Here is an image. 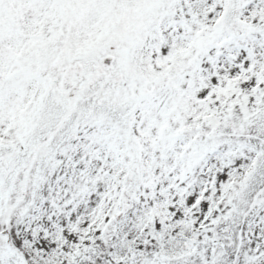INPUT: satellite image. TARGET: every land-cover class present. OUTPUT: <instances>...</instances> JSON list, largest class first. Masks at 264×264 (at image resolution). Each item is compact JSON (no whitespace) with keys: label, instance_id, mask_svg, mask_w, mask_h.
Wrapping results in <instances>:
<instances>
[{"label":"snow or ice","instance_id":"snow-or-ice-1","mask_svg":"<svg viewBox=\"0 0 264 264\" xmlns=\"http://www.w3.org/2000/svg\"><path fill=\"white\" fill-rule=\"evenodd\" d=\"M0 264H264V0H0Z\"/></svg>","mask_w":264,"mask_h":264}]
</instances>
